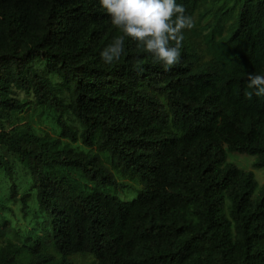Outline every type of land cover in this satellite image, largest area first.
<instances>
[{"label":"trees","instance_id":"obj_1","mask_svg":"<svg viewBox=\"0 0 264 264\" xmlns=\"http://www.w3.org/2000/svg\"><path fill=\"white\" fill-rule=\"evenodd\" d=\"M177 3L194 26L166 70L128 37L118 58L102 60L122 33L97 0H0V110L23 109L9 97L15 87L61 114L59 91L30 67L43 61L67 86L81 144L96 150L60 149L76 140L61 115L60 137L44 141L0 123V145L28 167L59 256L35 243L24 264H72L76 255L90 264H264V185L253 198V173L226 158L248 155L264 169V98L245 97L248 74L264 75V0ZM49 169L81 172L92 191ZM113 172L138 182L135 199L116 196L127 187ZM17 253L7 244L0 264H18Z\"/></svg>","mask_w":264,"mask_h":264},{"label":"rangeland","instance_id":"obj_2","mask_svg":"<svg viewBox=\"0 0 264 264\" xmlns=\"http://www.w3.org/2000/svg\"><path fill=\"white\" fill-rule=\"evenodd\" d=\"M200 12L196 14L195 18ZM207 23L209 21L203 22L201 26H205ZM30 67L37 76L48 79L55 90L59 91V93L54 92V95L60 102L61 114H57L53 109L38 106L31 91L26 93L12 87L9 97L18 100L23 105V109L19 112L0 110V123L3 131L17 138L28 135L41 141L57 139L60 137L57 117L61 115L68 128L75 133L76 140L72 142L62 139L60 149L70 148L75 152L95 153V148L88 149L81 144L82 127L70 112L67 86L61 83L58 76L48 73L43 61L37 60L31 63ZM0 158H4L9 166V171L4 168L0 169V249L7 244L16 247L18 249V264H24L30 259L29 249L38 243L44 252L51 254L57 260L59 256L51 245L48 218L38 206L36 191L28 167L2 145H0ZM226 158L227 162L237 169L253 173L257 182L253 198H256L259 188L264 185V169H253L255 158L248 155L226 152ZM102 163L105 167L110 168L109 161L104 156H102ZM47 171L66 177L78 192L88 194L92 191L89 183L82 178L81 172L63 169ZM114 176L117 182L127 187V190L117 192L116 196L124 202L135 199L139 189L138 182L123 178L116 173ZM106 191L111 192L112 190L106 189ZM23 202L25 206H23ZM228 206L229 204L226 203V208ZM70 259L72 264H90L93 261L92 257L81 255L73 256Z\"/></svg>","mask_w":264,"mask_h":264},{"label":"clouds","instance_id":"obj_3","mask_svg":"<svg viewBox=\"0 0 264 264\" xmlns=\"http://www.w3.org/2000/svg\"><path fill=\"white\" fill-rule=\"evenodd\" d=\"M111 24L122 36L108 45L100 56L111 63L123 51L124 37L131 38L155 63L169 69L179 62L184 30L194 26L177 0H97ZM174 42V43H172ZM245 97L264 98V75L248 74ZM229 152V151H226Z\"/></svg>","mask_w":264,"mask_h":264}]
</instances>
